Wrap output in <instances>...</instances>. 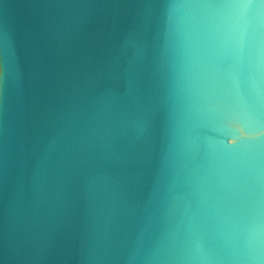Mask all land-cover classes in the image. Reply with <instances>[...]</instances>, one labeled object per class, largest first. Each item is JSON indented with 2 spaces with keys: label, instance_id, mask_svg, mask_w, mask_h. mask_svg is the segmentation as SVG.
Listing matches in <instances>:
<instances>
[{
  "label": "water",
  "instance_id": "1",
  "mask_svg": "<svg viewBox=\"0 0 264 264\" xmlns=\"http://www.w3.org/2000/svg\"><path fill=\"white\" fill-rule=\"evenodd\" d=\"M0 264H264V0H0Z\"/></svg>",
  "mask_w": 264,
  "mask_h": 264
},
{
  "label": "snow or ice",
  "instance_id": "2",
  "mask_svg": "<svg viewBox=\"0 0 264 264\" xmlns=\"http://www.w3.org/2000/svg\"><path fill=\"white\" fill-rule=\"evenodd\" d=\"M232 141H234V140H232ZM234 143H235V141H234Z\"/></svg>",
  "mask_w": 264,
  "mask_h": 264
}]
</instances>
